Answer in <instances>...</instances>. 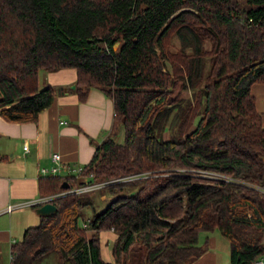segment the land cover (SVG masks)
I'll return each mask as SVG.
<instances>
[{"label": "trees", "instance_id": "obj_1", "mask_svg": "<svg viewBox=\"0 0 264 264\" xmlns=\"http://www.w3.org/2000/svg\"><path fill=\"white\" fill-rule=\"evenodd\" d=\"M61 68L76 70L79 101L92 88L112 100L115 129L78 176L40 177L39 193L148 175L104 186L101 211L86 194L55 199L12 243L10 264L51 251L55 264H189L214 230L230 264L264 254V126L250 91L264 83V0H0L1 117L36 121L57 91L39 88V71ZM102 230L116 234L113 263Z\"/></svg>", "mask_w": 264, "mask_h": 264}, {"label": "crops", "instance_id": "obj_2", "mask_svg": "<svg viewBox=\"0 0 264 264\" xmlns=\"http://www.w3.org/2000/svg\"><path fill=\"white\" fill-rule=\"evenodd\" d=\"M41 73L44 80L42 85ZM75 81L76 70L73 68L41 70L39 88L49 85L57 89L52 104L41 111L33 122H7L0 115V154L6 157L5 161L0 162V212L8 204H21L42 196L39 193L38 180L49 174L42 175L40 169L55 166L53 154H58L63 167L56 176H64L68 169H77L87 164L96 145L115 129L112 100L101 90L92 88L85 101H79L74 92ZM72 85H75L73 89ZM250 91L264 126V83L253 84ZM121 130L122 127L116 129V141L120 140ZM24 146H27V150H24ZM28 208L34 210L33 217H38L40 222V216L35 212L36 207L32 206L19 205L10 213H0V256L3 247L7 246L10 251L12 243L16 241L12 240L11 234L12 226L16 224L14 220L17 219L14 216L25 213ZM102 231L99 232L101 258L105 262L113 263L111 245L116 234L113 230H104L107 233ZM200 234H203L199 235L203 253L189 264H219L222 247L219 238L214 231ZM110 240L111 244L108 246ZM103 242H106L105 255L102 252Z\"/></svg>", "mask_w": 264, "mask_h": 264}, {"label": "rangeland", "instance_id": "obj_3", "mask_svg": "<svg viewBox=\"0 0 264 264\" xmlns=\"http://www.w3.org/2000/svg\"><path fill=\"white\" fill-rule=\"evenodd\" d=\"M173 42H174L175 46L179 45L178 40L176 38H173ZM168 68H170V67L168 66ZM42 76H43V74L41 73L40 74V83H41V85L44 82ZM185 94H187V93H185ZM167 133L168 132H166L165 137L168 136ZM120 135H121L120 138L118 136V138L120 140H117V141L118 142L119 141L123 142V140H124V131L123 130L120 131ZM201 172H203V171H200V170L196 171V172L192 171L191 173H194V174H197V175H202L204 172L203 173H201ZM205 175L210 176V174H205ZM134 190L135 189H132L131 191H129L128 189H125L123 194L132 193V192H134ZM86 196L88 198H91V200L94 201V206H95L96 211H101L102 209H104L108 205L109 201L112 198L110 193H108L107 189H104V190H92L90 192H87ZM33 214H34V210L32 208H28V210H26L25 213H22V214L14 216V218H17V219L14 220L16 222V224L12 226V233H11L13 235L12 240L15 239L16 241H19L21 239V237H22V232H23V230L25 228L31 227V226H35V225H37L39 223V219H37L38 217H35V219H34V217H33L34 215ZM91 214H92L91 207H87V208L83 209V218L87 219L88 217H91ZM103 232L107 233L108 231H104L103 230L102 233ZM214 232H215L216 236L219 238V241L222 244L221 251L219 250L220 254H219L218 262H219V264H230V260H229V243L221 236V234L217 230H214ZM98 235H100V234H98ZM200 235L202 236L203 234H200ZM108 243L109 244H107V245L110 246L111 240ZM221 244L219 243V246H221ZM105 245H106V242H105V244L103 242V244H102L103 255H105ZM2 249L3 250H2V253H1V256H0V264H10V251H9V248H7V246H6V248L3 247ZM57 257H58L57 252H55V251L48 252L47 254H45L37 262V264H55L56 261H57Z\"/></svg>", "mask_w": 264, "mask_h": 264}, {"label": "built area", "instance_id": "obj_4", "mask_svg": "<svg viewBox=\"0 0 264 264\" xmlns=\"http://www.w3.org/2000/svg\"><path fill=\"white\" fill-rule=\"evenodd\" d=\"M24 150H27V146H24ZM52 159L55 162V166L48 169V168H41L40 172L42 175H52V176H56L58 174L59 171H61L63 169V167L60 165L59 162V156L58 154H53L52 155ZM80 168L77 169H68L66 175L64 176H78L80 174ZM204 172V173H203ZM201 173H203L202 177L205 178H209V179H217V180H226V181H233L231 178L222 175V174H218V173H214V172H209V171H203ZM205 174H210V176H207ZM148 173H141V174H136V175H130V176H124V177H119L116 179H111V180H106V181H99V182H88L79 186H69L67 189H62L59 192L53 193V194H48V195H42L39 196L38 198L32 199L28 202L25 203H21V204H8L3 210H1L0 213H10L12 212L15 208H17L19 205L23 206V205H27V206H32V207H38L41 206L42 204L45 203H53V201L63 195H69V194H77V195H83L86 194L87 192H90L92 190H101L104 188V186L109 185V184H114V183H119V182H124V181H129V180H134L137 178H141V177H145L147 176ZM259 190H261L262 192H264V189L262 190L261 188H257ZM87 222H82L81 226L82 227H86ZM11 257V255H10ZM243 264H264V254L259 256L257 259L248 262V263H243Z\"/></svg>", "mask_w": 264, "mask_h": 264}, {"label": "water", "instance_id": "obj_5", "mask_svg": "<svg viewBox=\"0 0 264 264\" xmlns=\"http://www.w3.org/2000/svg\"><path fill=\"white\" fill-rule=\"evenodd\" d=\"M118 42L114 44V48L118 46ZM75 85L71 86V89H73ZM69 187V184L67 182H62L61 188L62 189H67ZM36 214L42 217L50 216L56 212V206L53 203H45L42 204L41 206H38L35 208Z\"/></svg>", "mask_w": 264, "mask_h": 264}]
</instances>
